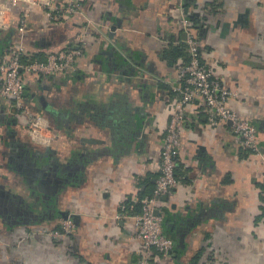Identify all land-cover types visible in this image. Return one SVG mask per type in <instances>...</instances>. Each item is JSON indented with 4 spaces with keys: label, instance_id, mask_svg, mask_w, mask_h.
I'll list each match as a JSON object with an SVG mask.
<instances>
[{
    "label": "crops",
    "instance_id": "1",
    "mask_svg": "<svg viewBox=\"0 0 264 264\" xmlns=\"http://www.w3.org/2000/svg\"><path fill=\"white\" fill-rule=\"evenodd\" d=\"M186 9L199 18L201 63L237 92L229 105L256 125L260 151L203 100L186 105L178 183L159 201L174 240L163 255L144 250L131 216L159 176L179 98V65L165 51L186 43ZM8 13L0 62L13 37L36 52L81 55L68 75H23L28 108L48 121L45 141L0 92V199L23 209L10 221L0 202V264H264V0H85L81 14L59 22L26 1ZM47 171L62 178L57 189H40ZM68 217L69 236L25 235L63 232Z\"/></svg>",
    "mask_w": 264,
    "mask_h": 264
},
{
    "label": "built area",
    "instance_id": "2",
    "mask_svg": "<svg viewBox=\"0 0 264 264\" xmlns=\"http://www.w3.org/2000/svg\"><path fill=\"white\" fill-rule=\"evenodd\" d=\"M26 1L29 5H40L50 20L59 22L71 20L83 11L85 0H0V29H7L12 20H6V13L12 17L13 6ZM29 12V11H28ZM28 14L19 20V29L23 31ZM13 18V17H12ZM11 18V19H12ZM181 23L186 32L190 60L179 65L178 81L173 90L179 93L175 109L166 128L162 145V159L159 176L153 192L142 199V211L131 217L134 220L136 236L146 252L157 251L163 255L172 252L174 240L167 236L163 228V216L159 201L178 183L176 176L177 155L181 146V126L185 118L188 103L201 99L205 106L221 119L231 123L233 132L241 137L243 145L253 153L260 151V138L256 125L249 119L242 118L230 105L229 98L237 95L213 77L212 70L205 67L200 60L201 40L190 24L187 15L182 16ZM25 51L22 44L18 52L10 57H3L0 62L1 94L12 100V107L21 111L25 127L37 141H45L42 130L49 128L48 121L25 106V82L22 72L45 75H68L76 70V58L81 55L78 48H59L48 52L45 60H35L24 64L21 56ZM48 140V138H47ZM74 223L71 217L64 220L63 232H46L53 237H66L72 232Z\"/></svg>",
    "mask_w": 264,
    "mask_h": 264
},
{
    "label": "trees",
    "instance_id": "3",
    "mask_svg": "<svg viewBox=\"0 0 264 264\" xmlns=\"http://www.w3.org/2000/svg\"><path fill=\"white\" fill-rule=\"evenodd\" d=\"M187 11L189 12V14H187V18H188L190 24H192V27L195 28V25H197L199 23V18L197 16H194L193 17L192 16V13L189 10H187ZM3 43L7 46L8 49H6L4 51V56H1V57H6V56L7 57H10L12 55H15L18 52V46L19 45H16L15 46L14 37L11 38L9 40V42L6 41V42H3ZM23 45L25 47V51H24V53L21 56V61L24 64H27V63L32 62V61H35V60H45L46 59L47 54H48L47 52L46 53L45 52H41V51H37L36 52V50H33V49L29 48L28 46H26V44H23ZM200 51H201V49H200ZM165 59L167 60V62H168L169 65L178 66V65H180L182 63H188L189 60H190V54H189V49H188L187 43L183 42L180 45H177L175 47L168 48L165 51ZM181 61H182V63H180ZM24 73H27V72H22L21 73L23 80H24V76H23ZM35 74H37V73H35ZM38 75H42V74H38ZM171 92H172V95L174 94V92L178 94L177 91H174L173 92V90H171ZM24 97H25V93H24ZM8 100L10 101V104H11L12 100H10V99H8ZM24 104H25L26 107H29L27 105L26 101L24 102ZM13 110H14L15 113L19 114V116L21 115V111L16 110L14 108H13ZM31 111L34 112L33 110H31ZM153 190H154V188H153ZM153 190H152V192H153ZM137 208H138V210H140L138 213H140L142 211V203H140ZM161 214L163 216V228H164V232H165V234L167 236L171 237L169 235V231L167 230V228L165 226V215H164V213H161Z\"/></svg>",
    "mask_w": 264,
    "mask_h": 264
},
{
    "label": "water",
    "instance_id": "4",
    "mask_svg": "<svg viewBox=\"0 0 264 264\" xmlns=\"http://www.w3.org/2000/svg\"><path fill=\"white\" fill-rule=\"evenodd\" d=\"M51 170V169H50ZM47 174V175H46ZM54 176L55 179H52L51 177ZM47 177V178H45ZM62 178L58 177L54 173H51L49 171H47L46 173H44V175L42 176V180L39 181L40 183H38V185H40V189L43 187L42 190H46V188H52V189H57L59 187V184L57 183L58 180H61Z\"/></svg>",
    "mask_w": 264,
    "mask_h": 264
},
{
    "label": "flooded vegetation",
    "instance_id": "5",
    "mask_svg": "<svg viewBox=\"0 0 264 264\" xmlns=\"http://www.w3.org/2000/svg\"><path fill=\"white\" fill-rule=\"evenodd\" d=\"M47 175V174H46ZM4 202L6 205H7V207H6V218H8V220H12V219H10V218H13V217H21L20 215L22 214V211H23V209H22V206L20 207V208H18V204L16 205L15 203H14V201L12 200H7V199H5V200H2V199H0V202ZM21 204V203H20Z\"/></svg>",
    "mask_w": 264,
    "mask_h": 264
},
{
    "label": "rangeland",
    "instance_id": "6",
    "mask_svg": "<svg viewBox=\"0 0 264 264\" xmlns=\"http://www.w3.org/2000/svg\"><path fill=\"white\" fill-rule=\"evenodd\" d=\"M14 185V187H17L18 188V185L17 184H13ZM0 196L2 197V198H5V197H3V194L2 193H0ZM6 207L7 206H4V208L2 209L3 210V212L4 213H6ZM10 219H12V220H17L18 218L17 217H13V218H10ZM37 227H40V226H37ZM62 227H64V221H63V223H62ZM32 231H28L25 235H27L26 237H28V238H30V237H35V235H37L38 236V234H39V231L41 230V229H39L38 228V230H37V228H35V229H31ZM44 231V230H43ZM44 233H46V232H44ZM26 238L25 237H21L20 239H17L18 241L17 242H22V241H24Z\"/></svg>",
    "mask_w": 264,
    "mask_h": 264
}]
</instances>
